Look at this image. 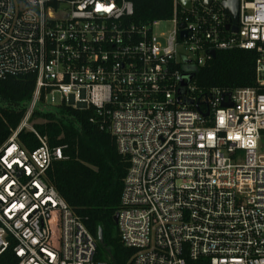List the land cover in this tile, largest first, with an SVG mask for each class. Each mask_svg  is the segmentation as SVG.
<instances>
[{"label":"built area","instance_id":"obj_1","mask_svg":"<svg viewBox=\"0 0 264 264\" xmlns=\"http://www.w3.org/2000/svg\"><path fill=\"white\" fill-rule=\"evenodd\" d=\"M223 2L173 0L170 19L136 26L129 0H0V80L35 77L0 147V261L108 264L45 181L62 151L33 117L66 106L95 109L129 161L117 227L130 264H264V0H239L236 32ZM230 50L255 53V87L198 89L197 70ZM23 131L37 148L21 147Z\"/></svg>","mask_w":264,"mask_h":264},{"label":"trees","instance_id":"obj_2","mask_svg":"<svg viewBox=\"0 0 264 264\" xmlns=\"http://www.w3.org/2000/svg\"><path fill=\"white\" fill-rule=\"evenodd\" d=\"M133 6L130 24L141 26L166 21L172 16L173 0H129ZM256 55L245 50L216 51L193 78L195 86L206 92L219 89L231 93L254 88ZM35 86L33 75L0 80V147L18 127ZM35 130L47 138L52 149L61 148L62 159L52 162L45 181L82 221L96 241V260L108 264H130L134 251L124 247L113 218L120 206L123 181L129 161L120 155L115 138L100 129L95 109L75 110L66 106L36 111ZM18 142L26 150L39 146L35 136L23 131ZM102 242L98 241L99 234ZM4 258L12 259L9 250ZM15 261V260H14ZM0 264H4L2 259Z\"/></svg>","mask_w":264,"mask_h":264},{"label":"water","instance_id":"obj_3","mask_svg":"<svg viewBox=\"0 0 264 264\" xmlns=\"http://www.w3.org/2000/svg\"><path fill=\"white\" fill-rule=\"evenodd\" d=\"M204 6L209 7L210 3L212 0H202ZM179 4L184 8V9H189L190 6V0H179ZM238 5H239V0H224L222 6L225 12V21H229L233 26H230L229 24L226 25L225 29L226 30H231L233 32L237 31V22H238ZM180 28H183V25H180ZM181 38L186 37V32H182L180 34ZM215 55L214 52L211 53V57L213 58ZM230 97V94L223 95L224 97ZM222 107H229L231 106L230 102H222L221 104ZM114 223L117 225L118 223V214H116L113 218ZM98 241L102 242V235L101 233L99 234Z\"/></svg>","mask_w":264,"mask_h":264},{"label":"rangeland","instance_id":"obj_4","mask_svg":"<svg viewBox=\"0 0 264 264\" xmlns=\"http://www.w3.org/2000/svg\"><path fill=\"white\" fill-rule=\"evenodd\" d=\"M171 30H172V27L168 23L160 24L157 27V32L161 33V34H168V33H170Z\"/></svg>","mask_w":264,"mask_h":264}]
</instances>
